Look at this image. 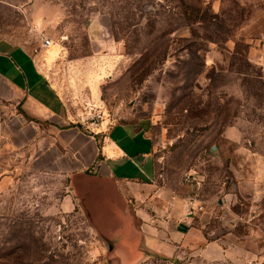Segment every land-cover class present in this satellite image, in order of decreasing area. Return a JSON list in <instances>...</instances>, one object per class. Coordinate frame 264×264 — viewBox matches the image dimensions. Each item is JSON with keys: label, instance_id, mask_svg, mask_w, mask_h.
<instances>
[{"label": "rangeland", "instance_id": "rangeland-1", "mask_svg": "<svg viewBox=\"0 0 264 264\" xmlns=\"http://www.w3.org/2000/svg\"><path fill=\"white\" fill-rule=\"evenodd\" d=\"M43 38L69 125L147 124L170 187L189 192L194 176L264 243V0H0V42L33 55ZM23 101L0 78V264H129L57 163L37 161L57 149Z\"/></svg>", "mask_w": 264, "mask_h": 264}, {"label": "crops", "instance_id": "crops-1", "mask_svg": "<svg viewBox=\"0 0 264 264\" xmlns=\"http://www.w3.org/2000/svg\"><path fill=\"white\" fill-rule=\"evenodd\" d=\"M39 61L38 54L0 42V78L23 94L22 107L38 129L49 123L48 141L57 151L37 161L46 156L52 171L57 163L71 196L89 210L99 231H116L118 251L129 264L153 258L165 264H264V243L257 245L253 231L239 228L243 222L226 199L217 206L202 195L194 176L189 192L170 187L147 124L103 123L93 136L69 125ZM108 210L120 217L110 227L104 225Z\"/></svg>", "mask_w": 264, "mask_h": 264}, {"label": "built area", "instance_id": "built-area-1", "mask_svg": "<svg viewBox=\"0 0 264 264\" xmlns=\"http://www.w3.org/2000/svg\"><path fill=\"white\" fill-rule=\"evenodd\" d=\"M52 45V41L49 38H43L40 44V47L35 48L33 50L34 54H39L42 50L48 49ZM93 121L96 124V126L99 125V122L102 121L103 115L101 112L96 113L95 116H93ZM167 264H174V262H168Z\"/></svg>", "mask_w": 264, "mask_h": 264}, {"label": "water", "instance_id": "water-1", "mask_svg": "<svg viewBox=\"0 0 264 264\" xmlns=\"http://www.w3.org/2000/svg\"><path fill=\"white\" fill-rule=\"evenodd\" d=\"M214 149H216V148H214Z\"/></svg>", "mask_w": 264, "mask_h": 264}]
</instances>
